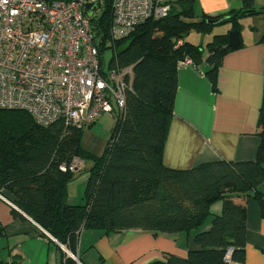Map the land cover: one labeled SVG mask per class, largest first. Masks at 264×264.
<instances>
[{
    "label": "trees",
    "instance_id": "16d2710c",
    "mask_svg": "<svg viewBox=\"0 0 264 264\" xmlns=\"http://www.w3.org/2000/svg\"><path fill=\"white\" fill-rule=\"evenodd\" d=\"M244 3L238 10L195 19L193 0H171L166 15L148 18L110 46L111 10L105 4L90 19L95 36L101 38L100 51L112 50L110 66L132 65V82L124 109L113 115L115 124L103 153L96 156L81 148L83 127L62 122L43 126L24 110L0 109V194L72 254L82 229L189 234L211 216L208 228L193 234L197 248H190L186 257L167 254L147 264H228V248L230 260L243 261L246 207L232 197L252 194L264 217V81L254 160H217L175 169L163 163L162 154L173 116L178 61L188 57L198 64L206 49L210 67L205 73L216 89L217 69L234 49L227 44L228 32H240L243 17L264 16V7L254 8L253 0ZM217 24H229L230 29L213 34L206 47L184 40L191 31L209 34ZM74 159L90 162L80 205L67 201ZM216 201L221 210L213 215L210 207ZM12 213L24 218L14 208ZM10 264H21L19 256ZM59 264L78 263L60 251Z\"/></svg>",
    "mask_w": 264,
    "mask_h": 264
},
{
    "label": "crops",
    "instance_id": "0c3cea01",
    "mask_svg": "<svg viewBox=\"0 0 264 264\" xmlns=\"http://www.w3.org/2000/svg\"><path fill=\"white\" fill-rule=\"evenodd\" d=\"M193 1L194 14L198 18L203 14L215 16L238 10L245 5L244 0ZM257 1L253 0L254 8L264 7V0ZM262 22L261 26H250L246 38L240 30V46L227 52L217 69L216 89L205 73L210 67L205 60L208 52L204 54L203 51L198 64L180 62L183 59L178 61L173 116L162 154L166 166L187 169L217 160L255 159L259 144L257 119L264 81ZM211 39L212 36L206 41ZM198 43H202L201 39ZM260 190L264 194V182ZM232 199L246 207L245 246L243 261L230 260L228 264H264V217L259 206L252 194L234 195ZM8 201L0 194V261L5 264H10L14 256H19L21 264H59L60 251L81 264H147L161 260L167 254L184 258L190 248H197L192 242L197 230L189 234H155L143 230L104 233L82 229L76 253L72 254ZM13 208L24 218L14 216ZM210 210L213 215L219 214L221 203L214 202Z\"/></svg>",
    "mask_w": 264,
    "mask_h": 264
},
{
    "label": "built area",
    "instance_id": "2783aa9c",
    "mask_svg": "<svg viewBox=\"0 0 264 264\" xmlns=\"http://www.w3.org/2000/svg\"><path fill=\"white\" fill-rule=\"evenodd\" d=\"M170 1L0 0V109L24 110L43 126L62 122L75 127L122 111L132 65L110 66L90 19L110 5V46L148 18L166 15ZM95 3L99 6L88 17L85 5ZM80 162L74 159L69 169L76 170ZM231 251L224 256L227 263Z\"/></svg>",
    "mask_w": 264,
    "mask_h": 264
},
{
    "label": "rangeland",
    "instance_id": "374dc122",
    "mask_svg": "<svg viewBox=\"0 0 264 264\" xmlns=\"http://www.w3.org/2000/svg\"><path fill=\"white\" fill-rule=\"evenodd\" d=\"M257 2H259V0ZM101 11L102 8L98 9L96 14L99 15ZM195 19H198V17H195ZM262 21H264V17L262 15L242 18L240 23L243 38H246L247 34L249 33L250 26H261V24L263 23ZM228 29L229 24L213 25L210 34L191 31L184 36V40L191 43L194 42L193 44L199 45L198 42H200L201 39L202 43L200 45L206 47L207 38H209L213 34L224 33ZM207 52L208 51L205 49L204 54H206ZM104 55L107 61H109L112 57V50H110L109 48L106 49ZM114 124L115 119L112 114H103L98 118L95 124L90 126H83L81 135V148L86 152H89L96 156H100L103 153L104 147L110 137L111 129L114 127ZM89 166L90 162H80L78 168L75 170L74 179L71 180L69 182L70 185H68V192L70 194V196H67L68 204L80 205L84 203V188L87 179L86 168H88ZM77 190L78 197L75 194ZM210 219L211 216L207 218L204 224L199 227L197 231L207 228Z\"/></svg>",
    "mask_w": 264,
    "mask_h": 264
},
{
    "label": "water",
    "instance_id": "95a60500",
    "mask_svg": "<svg viewBox=\"0 0 264 264\" xmlns=\"http://www.w3.org/2000/svg\"><path fill=\"white\" fill-rule=\"evenodd\" d=\"M99 4H86L85 5V14L88 17H91L93 13L97 10ZM227 44L229 47L236 48L240 44V38H239V31L237 30H231L228 32V41ZM76 260V259H75ZM78 264H81L78 260H76Z\"/></svg>",
    "mask_w": 264,
    "mask_h": 264
}]
</instances>
